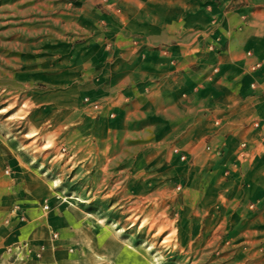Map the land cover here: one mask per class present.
<instances>
[{
	"label": "crops",
	"instance_id": "1",
	"mask_svg": "<svg viewBox=\"0 0 264 264\" xmlns=\"http://www.w3.org/2000/svg\"><path fill=\"white\" fill-rule=\"evenodd\" d=\"M19 1L57 26L49 38L67 41L53 50L69 60L53 64L62 71L47 81L70 88L53 104L74 121V154L86 180L110 154L131 184L162 183L178 199L180 227L196 236L225 231L235 249L230 264H264V0ZM10 189L0 187V264L139 259L116 229L92 227L83 216L82 227L59 217L52 227H24L46 250L19 261L7 252L8 223L21 219L24 206L12 202ZM50 232L58 239L49 240Z\"/></svg>",
	"mask_w": 264,
	"mask_h": 264
},
{
	"label": "rangeland",
	"instance_id": "2",
	"mask_svg": "<svg viewBox=\"0 0 264 264\" xmlns=\"http://www.w3.org/2000/svg\"><path fill=\"white\" fill-rule=\"evenodd\" d=\"M19 2L0 1V187L10 185L12 202L24 206L18 208L21 219L14 215L8 223L13 241L7 252L19 261L34 257V250L45 244L27 236L24 227H52V217L82 227L84 216L92 227L116 229L134 247L139 257L134 264H230L235 249L227 248V233L196 236L193 227H180L178 199L168 197L162 183L131 184L107 153L101 168L97 163L91 169V183L86 180L88 169L74 154V121L59 117L53 104L58 96L66 98L70 88L47 81L62 71L53 64L69 60L53 50L67 41L49 38L57 26L42 21L40 8ZM95 175L100 183L93 182ZM153 190L159 194L149 195ZM89 191L91 199L84 200ZM44 205L49 208L43 211ZM52 239H58L57 232H50ZM239 250L237 257L243 255Z\"/></svg>",
	"mask_w": 264,
	"mask_h": 264
},
{
	"label": "built area",
	"instance_id": "3",
	"mask_svg": "<svg viewBox=\"0 0 264 264\" xmlns=\"http://www.w3.org/2000/svg\"><path fill=\"white\" fill-rule=\"evenodd\" d=\"M249 54H251V53H249ZM259 67H260V63H257V64H255V65L253 66V69L256 70V69L259 68ZM95 106L97 107V104H96ZM254 127L259 128V127H260V123H259V122H255V123H254ZM246 146H247L246 143H242V144H241V148H246ZM174 153L180 155V159H181L182 161H185V160H186V156H185L184 154H182L178 149H175V150H174ZM43 208H44V210H47L49 207H48V205H44ZM55 237H57L56 234L53 235V238H55ZM26 246H28V245H26ZM45 250H46V246H38L37 249L34 250L35 253H36L37 258H41ZM27 251L32 252L33 249H32V248H28Z\"/></svg>",
	"mask_w": 264,
	"mask_h": 264
}]
</instances>
